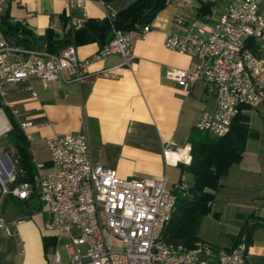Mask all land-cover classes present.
Returning <instances> with one entry per match:
<instances>
[{
  "label": "crops",
  "instance_id": "0c3cea01",
  "mask_svg": "<svg viewBox=\"0 0 264 264\" xmlns=\"http://www.w3.org/2000/svg\"><path fill=\"white\" fill-rule=\"evenodd\" d=\"M136 0H88L86 17L103 19L107 12L121 14ZM209 13L218 14L228 2L236 0H205ZM201 0H170L149 22L138 23L131 31V61L124 64L120 53L95 57L103 47L97 41L76 46L77 56L88 59L87 75L75 80L59 74L51 81L38 76L5 85L1 99L10 107L18 121H30L26 128L32 139L29 150L43 171L50 168L46 139L57 133L86 132L91 157L95 162L116 169L123 178L152 176L164 178L167 188L176 182H191L184 170L186 163H173L164 157L166 144L171 147L189 143L191 131L201 113L212 110L214 95L203 81H196L184 90L166 75L168 67L186 68L195 58L168 49L166 33L184 32L186 24L201 26L205 13H199ZM264 12V0L260 3ZM3 15L30 30L32 47L42 48L46 30L60 37L71 22L64 0H3ZM175 16L184 17L176 24ZM66 19V20H65ZM145 24L150 29L138 32ZM30 36V37H31ZM12 45L25 46L7 34ZM106 72V73H104ZM0 113L9 121L2 109ZM240 113L247 118L251 134L241 159L233 163L220 179L211 211L199 225L200 240L216 247L237 241L244 219L254 215L264 219V101L244 106ZM37 168V167H36ZM38 172V171H37ZM24 207L14 197L1 206L7 220L23 217V221L6 232L0 228V264H52L58 245L55 232L45 228L47 207L33 208L29 200ZM20 202V201H19ZM61 242V241H60ZM54 247L52 257L49 248ZM248 264H264V228L256 227L247 250Z\"/></svg>",
  "mask_w": 264,
  "mask_h": 264
},
{
  "label": "built area",
  "instance_id": "2783aa9c",
  "mask_svg": "<svg viewBox=\"0 0 264 264\" xmlns=\"http://www.w3.org/2000/svg\"><path fill=\"white\" fill-rule=\"evenodd\" d=\"M70 25L78 28L86 18L88 0H64ZM261 0H236L225 4L220 13L205 15L201 26L186 24L184 32L166 33L168 49L187 54L195 61L186 68L168 67L166 75L184 90L196 81H203L214 95L212 110L198 118L196 129L215 136L229 132L235 116L244 106L264 101V12ZM3 0H0V90L7 84L38 76L51 81L59 74L75 80L87 75L88 59L81 60L76 46L70 44L59 53L42 48L12 45L1 27ZM77 13V16H74ZM113 17L115 13L107 12ZM183 24L182 16H175ZM150 29L145 24L137 36ZM132 37L120 28H113L112 37L95 57L120 53L124 64L131 61ZM106 73V72H104ZM13 112V111H12ZM26 132L30 121H18ZM9 127L0 130L7 131ZM50 168L36 163L34 181L15 183V164L7 171L0 154V228L6 232L23 221V217L7 220L1 206L8 197L25 201L36 196L46 204L45 228L64 240L67 256L55 249L52 264H248V244L241 239L226 247L206 241L192 246L164 238V226L175 211V189H186L180 180L167 188L164 178L152 176L123 178L116 169L95 162L91 157L86 132L57 133L46 139ZM190 143L171 147L166 144L164 157L176 163L189 164ZM8 154V153H7ZM170 154H177L170 160ZM9 156V155H8ZM7 178L2 179V172ZM120 239L121 247L107 244L105 230Z\"/></svg>",
  "mask_w": 264,
  "mask_h": 264
},
{
  "label": "trees",
  "instance_id": "16d2710c",
  "mask_svg": "<svg viewBox=\"0 0 264 264\" xmlns=\"http://www.w3.org/2000/svg\"><path fill=\"white\" fill-rule=\"evenodd\" d=\"M107 3L112 0H102ZM170 0H136L123 13L103 19L85 18L78 28L68 26L64 34L56 36L51 28L46 30L44 46L52 53H59L70 44L82 45L97 41L103 46L112 37L113 28L131 31L138 23L143 22V15L150 13L151 18L164 8ZM199 13L208 14L211 9L207 1L201 0ZM74 13V16H77ZM66 20V19H65ZM1 27L6 34L16 38L17 42L32 47L30 40L34 39L30 30L19 22H12L5 14L2 16ZM31 36V37H30ZM0 109L9 121L10 128L6 134L14 147L15 183L34 181L37 168L29 150L27 140L20 124L9 106L3 103L0 95ZM253 134L247 125V118L240 111L233 119L230 130L222 136H215L198 129L191 131V159L184 170L191 175V182L186 189H175V211L164 226V238L182 242L192 246L200 240L197 232L202 218L211 211L215 192L219 189L220 179L233 163L239 162L245 149L247 138ZM24 207L23 201H18ZM256 227L264 228V219L254 215L245 217L240 227L237 241H251L252 232Z\"/></svg>",
  "mask_w": 264,
  "mask_h": 264
},
{
  "label": "rangeland",
  "instance_id": "374dc122",
  "mask_svg": "<svg viewBox=\"0 0 264 264\" xmlns=\"http://www.w3.org/2000/svg\"><path fill=\"white\" fill-rule=\"evenodd\" d=\"M215 16L219 14H216V12L213 13ZM8 127L10 128V124L8 123ZM7 131L0 132V154L1 153H8L9 157L14 161L13 159V153H14V147L10 143V137L6 134ZM29 206L33 208H37L39 206L46 207V204L41 202L38 198H31L29 200ZM105 239L107 244L112 246L113 248H120L121 242L120 239L112 232V230L107 229L105 230ZM57 248L63 258H66V248L64 247V240L61 242H58ZM54 247L49 248V255L50 258L52 257Z\"/></svg>",
  "mask_w": 264,
  "mask_h": 264
},
{
  "label": "water",
  "instance_id": "95a60500",
  "mask_svg": "<svg viewBox=\"0 0 264 264\" xmlns=\"http://www.w3.org/2000/svg\"><path fill=\"white\" fill-rule=\"evenodd\" d=\"M150 19H151L150 13H145L143 15V21L145 23L149 22ZM1 156L6 160L7 171L10 172L12 170V168H13L12 160L10 159V157L8 156L7 153H2ZM1 177H2V179H6L7 178V173L5 171H3Z\"/></svg>",
  "mask_w": 264,
  "mask_h": 264
},
{
  "label": "bare ground",
  "instance_id": "6f19581e",
  "mask_svg": "<svg viewBox=\"0 0 264 264\" xmlns=\"http://www.w3.org/2000/svg\"><path fill=\"white\" fill-rule=\"evenodd\" d=\"M8 125L6 124V120L3 117V115L0 113V130L5 129ZM177 154H170L168 158L170 160H174L176 158Z\"/></svg>",
  "mask_w": 264,
  "mask_h": 264
}]
</instances>
